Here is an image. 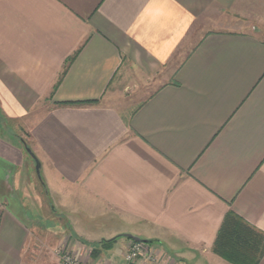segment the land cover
Wrapping results in <instances>:
<instances>
[{
	"label": "crops",
	"instance_id": "crops-1",
	"mask_svg": "<svg viewBox=\"0 0 264 264\" xmlns=\"http://www.w3.org/2000/svg\"><path fill=\"white\" fill-rule=\"evenodd\" d=\"M229 212L264 233V0H0V264H229Z\"/></svg>",
	"mask_w": 264,
	"mask_h": 264
},
{
	"label": "trees",
	"instance_id": "trees-1",
	"mask_svg": "<svg viewBox=\"0 0 264 264\" xmlns=\"http://www.w3.org/2000/svg\"><path fill=\"white\" fill-rule=\"evenodd\" d=\"M64 73L65 70L62 75ZM26 148L28 147L25 145ZM116 239L95 245L91 253L92 258H96L102 250L110 249ZM213 252L229 264H259L264 256V233L258 232L234 213L229 212L217 232Z\"/></svg>",
	"mask_w": 264,
	"mask_h": 264
},
{
	"label": "built area",
	"instance_id": "built-area-1",
	"mask_svg": "<svg viewBox=\"0 0 264 264\" xmlns=\"http://www.w3.org/2000/svg\"><path fill=\"white\" fill-rule=\"evenodd\" d=\"M146 251H148V248L145 244L141 242H132L125 254V264H154L155 259L151 254H146ZM143 254L146 257L144 258L146 259L145 263L141 262V259H143L141 255ZM58 256L61 264H83L77 260L74 255L63 251L62 249L59 250Z\"/></svg>",
	"mask_w": 264,
	"mask_h": 264
},
{
	"label": "rangeland",
	"instance_id": "rangeland-1",
	"mask_svg": "<svg viewBox=\"0 0 264 264\" xmlns=\"http://www.w3.org/2000/svg\"><path fill=\"white\" fill-rule=\"evenodd\" d=\"M232 20V19H231ZM229 21H230V19H229ZM235 21H233V23H229L228 25H225V26H222L223 28V30H233V31H236V30H239V28H241L242 26H239V25H237V24H235L234 23ZM180 60H182V58H180ZM153 90V88H148V89H146V90H144V89H142L141 90V92H140V95H141V99L146 95V94H148V93H150L151 91ZM21 133L23 134V135H25V129L24 130H21ZM23 138V137H22ZM24 139V138H23ZM32 174L34 175V172L32 171ZM41 176V175H40ZM133 241H130L129 243H128V247H127V250H128V248L131 246V243H132ZM141 243H143V242H141ZM60 249H62V248H57V250H56V254L58 255V252H59V250ZM63 251H66L67 253H69V254H71V255H74L75 256V254L73 253V252H71L70 250H65V249H62ZM127 250H126V252H127ZM153 252H154V250H152ZM146 254H150V252H149V250L148 251H146L145 252ZM144 253V254H145ZM126 254V253H125ZM144 254L143 255H141V257L143 258V259H141V262L144 260V258H146L145 256H144ZM59 257V256H58ZM76 257V256H75ZM124 258H125V255H124ZM76 259L77 260H79L77 257H76ZM60 260V259H59ZM125 260V259H124ZM84 264V263H83ZM93 264H104L103 262H95V263H93Z\"/></svg>",
	"mask_w": 264,
	"mask_h": 264
},
{
	"label": "water",
	"instance_id": "water-1",
	"mask_svg": "<svg viewBox=\"0 0 264 264\" xmlns=\"http://www.w3.org/2000/svg\"><path fill=\"white\" fill-rule=\"evenodd\" d=\"M26 153L31 157V159L34 161L35 164V173L38 179H40V163L38 162V160L36 159V157L34 156V154L30 151V149L26 148L25 149ZM125 238L130 239L133 242H143L133 236L130 235H125Z\"/></svg>",
	"mask_w": 264,
	"mask_h": 264
}]
</instances>
